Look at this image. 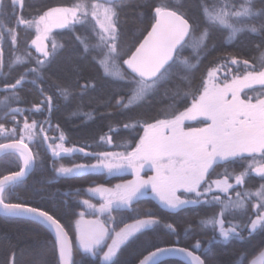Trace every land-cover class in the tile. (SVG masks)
I'll use <instances>...</instances> for the list:
<instances>
[{"label": "snow or ice", "instance_id": "snow-or-ice-1", "mask_svg": "<svg viewBox=\"0 0 264 264\" xmlns=\"http://www.w3.org/2000/svg\"><path fill=\"white\" fill-rule=\"evenodd\" d=\"M261 5L257 7L256 0H222L215 7L202 5V16H195L180 0L175 4L170 0L137 3V9H147L137 13L140 24L137 31L143 38L136 37L138 43L122 51L121 12L128 6L126 0H94L90 5L80 0L67 7H49L32 19L22 14L24 0H0V42L10 41L7 63L0 43V70L7 67L10 73H16L13 81H0V93L4 94L0 103L6 109L5 122H0V138L8 141L0 143V152L19 160L18 171L0 176V216L31 222L43 229L49 236L47 244L58 253L57 264H77L73 242L60 218L42 202H12L10 197L37 165L39 153L33 152L29 145L37 128L46 133L43 125L50 126L55 98L68 99L76 88L81 96L96 90L97 75H86L71 55L56 79L44 75L64 48L57 43L54 30L75 33L76 26L80 25L85 33L76 34L75 39L83 48L81 55L95 53L93 62L115 85L116 104L126 117L122 129L130 135H138V139L133 136L116 144L120 122L109 124L108 131L93 143L97 147L124 150L96 152L86 151L85 147H64L62 131L61 143H55L47 134L43 136L58 176L105 171L109 176L127 172L132 176L111 187L100 184L87 189L100 203L93 204L89 199L80 201L95 216L85 219V211H80L74 221L75 246L81 255L90 256L92 264H119L122 246L134 238L156 232L162 221L150 210L144 212L142 218H133L131 223H126L123 215L113 216L114 212H137L134 205L149 195L171 212L189 205L209 209L218 205V213L200 220L202 226L213 229L209 243H228L233 238L246 241L257 231L264 232V0ZM11 20L15 21V26L9 23ZM20 26L35 29L30 45L39 56L34 57L30 49H19ZM213 29L226 31L225 39L229 43L243 33L259 36L258 61L250 62L242 56L226 53L219 62H213L214 66L209 67L197 83L196 71L215 50V45L209 47L208 43ZM49 40L51 47L46 43ZM123 66L128 71H124ZM177 78L186 82L187 90L173 92L172 105L155 116L137 111L151 104L163 84ZM46 80H51L48 88L44 87ZM26 85L39 93V102L31 108L12 107L13 102H23L19 93ZM45 110L49 115L44 121L31 119L29 122L32 115ZM18 116L24 117L22 127ZM9 117L13 124L11 129L7 127ZM77 151L94 158L96 163L55 167L57 158ZM237 163L240 170L232 167ZM145 168L152 174L142 175ZM217 168L223 171L217 172ZM252 174L262 181L255 190L248 186ZM232 180L234 183L230 182ZM241 188L243 191L239 190ZM230 190L235 192V197L230 195ZM253 198L252 215H249L247 203ZM43 199L41 196V201ZM240 211L246 219L234 222ZM119 224L123 227L117 230ZM163 227L179 235L171 223ZM148 247L153 250L146 249L147 255H143L138 264H162L165 258L177 259L183 264H207V260L197 254L202 249L199 240L191 248L178 246V241L167 246L150 242ZM250 254L247 250L240 251L230 264H245ZM9 264H15L14 256ZM36 264H49V261L38 259ZM248 264H264V248Z\"/></svg>", "mask_w": 264, "mask_h": 264}, {"label": "trees", "instance_id": "trees-1", "mask_svg": "<svg viewBox=\"0 0 264 264\" xmlns=\"http://www.w3.org/2000/svg\"><path fill=\"white\" fill-rule=\"evenodd\" d=\"M88 1L94 0H82V2L89 3ZM80 2V0H24L23 15L28 19L34 18L37 14H42L49 7L58 6H71L74 3ZM151 0H126L128 4L121 12V23L123 31V39L121 42L122 51L127 50L129 46H132L134 42L138 43L136 37L142 39L137 31L140 26L137 19V13L140 11H147V9H137L136 4H148ZM175 4L177 0H170ZM182 4L189 10L191 15L202 16V5L208 7H215L222 0H180ZM257 7L262 6L261 0H256ZM20 12L18 10L17 15ZM9 23L15 26V21L11 20ZM94 23V22H93ZM91 25H89L90 29ZM85 33V29L80 25L76 26V32L69 30H54L56 41L58 44H63L64 48L60 51L57 57L56 63L52 64L44 73L45 77H51V80L56 79L57 75H60V69L65 68V60L71 55L74 57L76 63H78L84 70L85 74L97 75V87L95 91L89 92L87 95L81 96L79 88H76L73 95L68 99L63 97H56V107L52 111L50 116V126L45 123L43 127L46 133H41L40 129L35 130L36 136L34 140L30 142V148L33 152L39 153L37 158V165L30 175L24 179V183L21 184L14 193H12L10 199L12 202L27 201L30 203H43L51 211H53L66 226V231L69 232L73 241V255L77 264L83 261V264H92V258L90 256H82L78 248L75 246L74 241V221L78 217V213L83 211L82 204L83 199H89L95 201L87 189L89 187H95L96 185L103 184L106 187H111L122 180H130L132 176L130 172L123 173L119 176H109L105 172H87L72 174L70 176H58L52 166V154L48 150L47 144L43 143V136L47 134L51 140L55 143H61L59 136L61 131L65 135L64 147H85L86 151H123L122 147L107 148L106 146L97 147L93 143V140L99 141V136L108 131L109 124L115 125L116 122H120L121 131L115 136V143L121 144L124 140H131L133 136L138 139L136 133L131 135L122 129V123L126 117L122 109L117 106L116 88L110 82V78L103 76V70L99 65L95 64L92 60V56L95 53H88L87 55H81L83 48L80 43L75 39L76 34ZM146 34V33H145ZM226 31L219 29L212 30V36L209 40V47L215 45V50L204 59L200 68L195 73V80L198 83L201 75L206 74L209 67L214 66L213 62H219V58L223 57L226 53L242 56L245 59H249L250 62H257L259 57V51L256 45L259 43V36L250 33L239 34L237 39L232 42H228L225 37ZM35 36V29H27L24 26L19 27V40L18 47L21 51L30 49L32 55L39 56L36 51L31 47L30 41ZM94 42V41H93ZM2 43L5 50V60H8V50L10 47V41L5 40ZM51 47V41L49 40ZM134 50V49H133ZM126 58V57H125ZM195 63V61H193ZM122 64V61H121ZM70 71V67L67 69ZM124 71H128L126 66H123ZM223 74V70H221ZM16 76L15 72L10 73L9 69L5 67L1 70L0 81L10 80L13 81ZM51 80H46L44 87L48 88ZM83 83V80L80 81ZM2 89V84H0ZM178 90H187L186 82L182 83L179 78L163 84L158 92V95L152 100L150 105L137 109L138 112L147 113L150 116H155L158 112L167 109L169 105L173 104L171 98L172 93ZM50 92H54V89H49ZM167 92V95H166ZM255 95L256 93H252ZM3 93H0V101L3 100ZM23 102L12 103V107L31 108L34 103H38L40 100L39 93L31 87L26 85L19 93ZM3 104L0 103V122H5ZM111 113L112 115H108ZM48 112L45 110L43 113H35L29 118L44 121L48 117ZM20 120V126L23 125V116H18ZM7 127L11 129L13 124L8 118ZM59 126V127H58ZM142 133V129L140 130ZM50 140V142H51ZM7 142L6 139L0 138V143ZM89 145H91L89 147ZM96 160L92 157H87L83 153L74 152L68 155H62L57 158L55 167L61 165L67 167H73L76 164H95ZM232 167L240 170L239 163ZM19 169V160L16 156L11 154H2L0 156V176L9 174L12 171ZM217 172H222V168H217ZM212 178H215L213 176ZM262 181L259 177L252 174L249 180V187L252 190L259 187ZM243 191V188L239 189ZM67 193V195H65ZM230 195L235 197V192L230 190ZM41 196L44 197L41 201ZM255 202V198L247 203V212L252 215L251 204ZM137 212H114L113 216L119 217L123 215L126 217L125 222L131 223L133 218H142V214L146 211L154 212L162 221L160 228L156 232H149L147 235L139 236L130 240L126 245L122 246V250L118 254L119 264H136L138 260L145 254L147 250H153L148 247L149 243H159L161 246H167L168 244H176L178 246L189 247L199 240L202 244L201 251L197 254H201L202 258L207 260V264H230V261L236 258V253L240 251H250V255L247 256L245 264L259 253L261 248H264V232L257 231L253 236L248 237L247 231L244 235L247 238L246 241H240L237 239H231L228 243L212 242L214 232L209 227H204L200 224L201 218L206 215H210L213 212H219V206H215L212 209L203 205H189L184 209L177 212H171L164 209L158 204V202L151 196L141 198L138 204L134 205ZM107 217H104V219ZM246 219L243 212L236 213V219L234 222ZM171 223L179 235L172 234L163 227L164 224ZM119 227H123V224H119ZM49 236L47 233L34 225L31 222L24 220L5 218L0 216V264H9L10 260L15 259V264H36L38 259H45L49 261V264H57V256L54 253L50 245L47 244ZM217 239H219L217 237ZM207 250L204 252L203 250ZM162 264H183L182 261L177 259H170L162 262Z\"/></svg>", "mask_w": 264, "mask_h": 264}, {"label": "rangeland", "instance_id": "rangeland-1", "mask_svg": "<svg viewBox=\"0 0 264 264\" xmlns=\"http://www.w3.org/2000/svg\"><path fill=\"white\" fill-rule=\"evenodd\" d=\"M89 3V5L92 3V2H94V1H88ZM49 41H46V43L49 45V43H48ZM49 47H50V45H49ZM33 49H34V51H36L35 50V48L34 47H32ZM39 54V53H38ZM221 75H223L222 73H221ZM257 88H259V86H256ZM17 138H18V134H17ZM26 142H28V141H26ZM60 167V166H59ZM64 167H66V168H71V167H67V166H64ZM152 173H151V171L148 169V168H145L144 169V171H143V173H142V175H151ZM231 183H234V180H232V181H230ZM90 195L92 196V194L90 193ZM221 195H223V194H221ZM149 196H151V195H149ZM92 198L93 199H96V202L95 201H90L91 203H93V204H97V205H99V203H100V200H99V198L98 197H95V196H92ZM82 207H83V211H85V219H90V218H95V216H93L86 208H85V206L84 205H82ZM79 218V216L77 217V219ZM101 219H104V217H101ZM106 219V218H105ZM74 233H75V225H74ZM74 241H75V234H74ZM109 242H111V241H109ZM259 254V253H258ZM258 254H256V256L258 255ZM255 257V256H254ZM253 257V258H254ZM253 258H251L250 260H252ZM249 260V261H250Z\"/></svg>", "mask_w": 264, "mask_h": 264}, {"label": "water", "instance_id": "water-1", "mask_svg": "<svg viewBox=\"0 0 264 264\" xmlns=\"http://www.w3.org/2000/svg\"><path fill=\"white\" fill-rule=\"evenodd\" d=\"M0 74H1V70H0ZM8 142V141H7ZM7 142H3V143H7ZM2 154H4V152H0V156L2 155ZM19 170V169H18ZM17 170V171H18ZM32 172V171H31ZM30 172V173H31ZM30 173L29 174H27V176L24 178V179H26L29 175H30ZM7 175V174H6ZM70 236V235H69ZM70 239L72 240V238L70 237ZM73 242V241H72ZM145 255H147V254H145ZM56 256H57V260H58V253H56ZM74 256V255H73ZM142 258V257H141ZM140 258V259H141ZM166 260H170V258H165L162 262H164V261H166ZM139 261V260H138ZM136 264H138V262L136 263Z\"/></svg>", "mask_w": 264, "mask_h": 264}]
</instances>
